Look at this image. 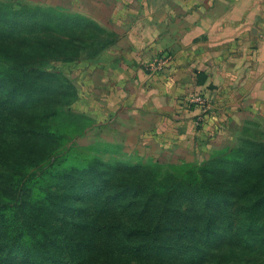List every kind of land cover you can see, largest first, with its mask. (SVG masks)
Returning a JSON list of instances; mask_svg holds the SVG:
<instances>
[{"label":"crops","instance_id":"0c3cea01","mask_svg":"<svg viewBox=\"0 0 264 264\" xmlns=\"http://www.w3.org/2000/svg\"><path fill=\"white\" fill-rule=\"evenodd\" d=\"M27 1L116 37L70 75L106 141L201 157L210 135L232 147L242 128H264V0ZM164 54L170 63L148 68ZM195 95L208 102L203 120Z\"/></svg>","mask_w":264,"mask_h":264},{"label":"rangeland","instance_id":"374dc122","mask_svg":"<svg viewBox=\"0 0 264 264\" xmlns=\"http://www.w3.org/2000/svg\"><path fill=\"white\" fill-rule=\"evenodd\" d=\"M0 3H8L15 8L26 5L39 6L27 0H0ZM56 30L60 37L65 38L62 26ZM109 33L102 28L96 31L97 35L89 41L80 60L70 62L54 59L46 63L47 68L71 77L76 67L94 59L116 39ZM16 44L15 42L0 44V51H13ZM0 62H7L1 53ZM79 99L80 94L72 104L46 100L42 105L43 110L32 106L15 105L6 113L8 119L3 123L8 128L16 124L30 128L22 138L29 156L52 154L60 157V154H66L86 164L85 167H78L73 171L75 176L105 181L98 189H88L81 198L74 200L82 206L104 198L109 205L103 211L94 210L88 214L83 210L81 213L57 212L44 221L45 226L50 228L49 234L53 235L52 246L56 249L63 247L70 263L264 264V240L261 245L251 249L240 243L237 236V229L247 224L255 210L259 211L261 221H264V202H259V198L264 196V128H242L237 143L232 147H220L219 138L210 135V138L205 140L204 152L207 154L203 153L199 157L201 150L195 153L185 151L184 156H181L180 152L178 154L175 151L160 149L155 142H149L145 147H141L135 146L134 143L106 141L102 122L88 116L86 107L82 102L79 103ZM52 107L55 108L54 115L41 116L42 112ZM54 127L58 133L57 138L46 140L40 130L51 131L49 128ZM19 137L21 135L13 132H3L0 135L2 143L0 190L9 181L8 176L12 174L13 162L7 161L4 153L16 146ZM252 142L256 145H250ZM46 145L50 147L47 148ZM246 146L252 152L247 160L248 165L243 166L242 163L234 165L231 169L232 177L227 179L229 181L223 182L219 189L227 196L225 202H207L204 193L193 194L185 191L173 193L168 187L156 189L153 186L168 172H173L180 180H187L190 175L198 172L195 169L206 164L209 173L217 175L222 180L226 176L223 172L225 163L214 162V159L230 152L231 149ZM51 148L53 152L48 153ZM28 161H31V158ZM46 161L47 159L39 161L40 165L30 167L28 172L30 174L38 172ZM117 163L124 166H117ZM87 165L91 167L88 173L84 172L88 169ZM66 168H72V165L63 169ZM141 183L149 184L150 187L144 188L145 191L131 190L133 185ZM80 221L81 224L78 223ZM127 223H136L145 230H154L151 235L157 233V238L147 245L149 248L144 247V253L139 249L140 254L137 256H128L115 250L114 240L120 238L117 237L116 231L114 232L116 238H111L107 244V248L109 247L107 251L98 252L90 247L89 237L92 228L104 225L116 228ZM143 241L142 237H137L133 242ZM198 254H204L201 261L192 258ZM0 256L9 257L11 261H26L27 264H31L29 258L14 254L11 248L1 249Z\"/></svg>","mask_w":264,"mask_h":264},{"label":"trees","instance_id":"16d2710c","mask_svg":"<svg viewBox=\"0 0 264 264\" xmlns=\"http://www.w3.org/2000/svg\"><path fill=\"white\" fill-rule=\"evenodd\" d=\"M60 26L64 30L65 38L60 37L56 30ZM101 28L109 33L107 29L83 15L56 7L26 5L15 8L8 3H0V44L17 43L13 51H0L4 61H7L0 62V135L3 132L21 135L16 140V146L4 153V158L13 164L12 174L8 176L9 181L0 190V250L4 247L11 248L14 254L29 258L31 264H72L63 247L56 249L52 246L53 235L49 234L50 228L45 226L44 221L57 212L81 213L83 210L88 214L94 210L103 211L109 205L104 198L82 206L74 200L81 198L88 189H98L105 181L75 176L73 171L78 167H85L86 164L66 154H60V157L52 154L29 156L22 138L30 128L21 124L8 128L3 123L8 119L6 113L15 105L32 106L43 110L42 105L46 100L72 104L79 94L72 78L60 71L48 69L46 63L54 59L70 62L80 60L89 41ZM114 41L115 39L110 43ZM54 113L55 108L52 107L42 112L41 116ZM49 129L51 131L41 129L40 132L46 140H55L58 135L55 127ZM250 145L256 143L252 142ZM52 152L53 148L48 153ZM251 153L246 146L231 149L230 152L214 159V162L225 163L223 172L226 176L222 180L217 175L210 174L206 164L195 169L198 172L190 175L187 180H180L176 174L168 172L153 186L156 189L168 187L173 193L180 191L204 193L207 202H225L227 196L219 190L221 185L232 177L231 169L234 165L239 163L243 166L248 165L247 160ZM30 158L31 161H28ZM45 159L47 161L44 167L38 172L32 174L28 172L30 167H38L39 161ZM68 165H72V168L63 169ZM117 166L124 165L117 163ZM89 168L91 167L88 166L84 172L88 173ZM149 187V184L141 183L133 185L131 190L145 191L144 188ZM172 195L171 193V197ZM260 201L264 202V196L259 198ZM78 223L81 224V221ZM263 228L261 214L255 210L247 224L237 229L239 242L248 248H256L264 240ZM115 231L120 238L114 240L113 248L128 256H137L140 254L139 249L145 252L144 247L149 248L147 245L157 238V233L151 235L154 230H145L136 223L120 224L116 228L104 225L92 228L89 237L90 247L98 252L107 251L109 249L107 244L111 238H116ZM137 237H142L144 241L133 242ZM192 258L201 261L204 254L193 255ZM0 264L27 263L11 261L9 257L0 256Z\"/></svg>","mask_w":264,"mask_h":264},{"label":"built area","instance_id":"2783aa9c","mask_svg":"<svg viewBox=\"0 0 264 264\" xmlns=\"http://www.w3.org/2000/svg\"><path fill=\"white\" fill-rule=\"evenodd\" d=\"M171 60H172V57L170 55L168 54L161 55L154 62H152L148 66V68L152 70H158L162 68L163 65H167L168 63H170ZM189 103L197 104L200 107L202 111V116L200 117V119L203 120V116L208 111L207 99L203 97L202 95H195L190 99Z\"/></svg>","mask_w":264,"mask_h":264}]
</instances>
